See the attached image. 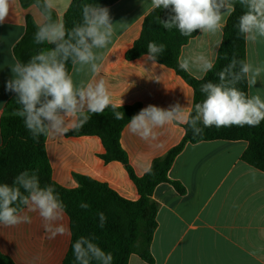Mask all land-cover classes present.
Returning <instances> with one entry per match:
<instances>
[{"label": "crops", "instance_id": "crops-1", "mask_svg": "<svg viewBox=\"0 0 264 264\" xmlns=\"http://www.w3.org/2000/svg\"><path fill=\"white\" fill-rule=\"evenodd\" d=\"M54 4L55 20L64 24L72 0H54ZM107 8L114 34L111 43L97 51L103 57L102 75L110 86L113 103L119 107L122 99L123 106L139 103L142 109L148 105L167 109L177 103L193 108L194 89L174 69L146 61L147 54L133 60L125 57L153 11L151 0H118ZM28 17L39 25L42 10L36 4L25 7L17 0L14 12L0 24V119L15 94L6 89V83L12 75L10 68L18 61L14 48L26 33ZM222 40L223 30L215 34L198 31L182 47L180 60L204 54L216 63ZM246 62L264 67V41L246 42ZM187 73L196 79L207 75L195 67ZM73 75L78 82L91 78L87 69ZM248 94L264 98V73L253 88H248ZM127 126L120 143L139 177L148 172L155 159L180 144L186 133V125L174 121L156 129L155 139L145 141L130 133ZM247 148L245 140L188 143L172 164L171 181L159 184L152 195L158 223L149 245L153 260L147 262L132 254L128 264H264V172L242 159ZM46 153L53 180L64 188H77L75 175L79 174L106 183L124 199L140 198L126 167L101 158L105 147L97 135L47 136ZM172 182L183 186L184 193ZM29 215L31 224L0 226V252L15 264H62L72 235L49 239L39 215ZM64 223L71 232L66 213Z\"/></svg>", "mask_w": 264, "mask_h": 264}, {"label": "clouds", "instance_id": "clouds-1", "mask_svg": "<svg viewBox=\"0 0 264 264\" xmlns=\"http://www.w3.org/2000/svg\"><path fill=\"white\" fill-rule=\"evenodd\" d=\"M17 0H0V24L14 12ZM243 11L238 17L239 35L247 43L264 41V0H151L153 10H169L165 29H176L185 37L194 32L202 34L222 32L225 18L235 11L236 4ZM42 9L43 21L34 34V43L51 45L33 55L26 63L17 61L11 68V78L6 89L16 94L21 106L18 115L24 119L26 129L34 139L42 135L62 137L70 129H78L88 120L87 113L99 114L108 107L114 110V118L124 119V113L115 111L117 105L111 99L110 86L102 75L103 57L97 50L105 49L112 40L114 23L109 9L99 4H85L82 22L70 30L62 22L51 19L54 0H37ZM165 51L163 44L149 42L145 60L153 64ZM71 63L74 73L86 69L91 78L86 82L74 79L67 65ZM182 71L195 67L207 74L215 68V60L204 54L184 58L178 62ZM264 67L235 57L216 73L218 80L201 84L203 99L193 108L179 103L169 108L148 105L134 115L128 123L130 133L147 141L155 139L156 129L174 121L187 125L193 135L203 128L258 126L264 121V98L249 95L237 85L246 82L253 88ZM203 79V77H200ZM124 101L120 99L119 107ZM202 125L203 127H201ZM150 169H146L149 171ZM79 207L88 209L82 202ZM29 213H37L49 239L71 236L64 223L65 205L51 186L41 187L35 172L19 173L11 185L0 184V226L15 227L31 224ZM99 227H105L107 217L98 213ZM94 237H78L72 245L75 264H113V255L104 251Z\"/></svg>", "mask_w": 264, "mask_h": 264}, {"label": "trees", "instance_id": "trees-1", "mask_svg": "<svg viewBox=\"0 0 264 264\" xmlns=\"http://www.w3.org/2000/svg\"><path fill=\"white\" fill-rule=\"evenodd\" d=\"M118 0H72V4L64 16L67 29L82 22V8L85 4H99L107 7ZM23 6L37 5V0H21ZM42 3V0H40ZM41 9V8H40ZM42 10V9H41ZM242 7L237 3L235 11L229 16L223 28V40L217 62L213 71L203 79H196L187 71H182L178 62L182 47L194 37L182 36L176 29H165L162 20H166L169 10H153L144 20L142 33L134 45L126 52L127 60L136 59L147 54L149 42L163 44L165 51L157 58V62L175 70L193 89L194 105L204 97L200 91L201 84L211 80L217 82L216 73L226 66L233 57L238 61H246V42L239 35L236 27ZM51 19L55 20L51 11ZM26 33L15 46L14 54L18 61L26 63L33 55L51 45L34 43V34L38 25L28 17ZM69 71L72 65H67ZM248 93L246 82L237 85ZM194 107V106H193ZM21 106L14 94L4 107L0 119L2 145L0 146V184L11 185L14 178L27 170L35 172L41 187L51 185L59 194L65 205V213L70 219L71 243L62 264H75L72 245L78 237H94V242L104 251L113 255V264H128L130 256L137 254L143 260L152 262L149 245L158 226L157 204L152 198L155 188L164 182H170L169 171L175 158L188 143H198L212 140L237 141L245 140L248 148L242 159L253 167L264 172V121L258 126H231L203 128L201 134L194 136L190 127L185 126L186 133L180 144L172 148L165 156L153 161L150 170L142 177L135 174L129 162V157L120 143L121 133L129 120L142 109L141 104L117 107L115 111L124 113V119L114 118V110L108 107L104 112L87 113L88 120L78 129H70L66 136L81 137L97 135L102 139L105 153L101 158L106 162L119 161L127 169L131 179L136 184L140 198L130 201L121 197L106 183L99 182L88 176L76 174L79 186L68 189L57 184L52 178V167L46 153V135L34 139L26 129L24 119L17 113ZM203 127L202 125H200ZM180 193L184 187L178 182H172ZM82 202L89 204L88 209H81ZM103 212L107 217L105 227H99L98 213ZM0 264H15L7 255L0 252Z\"/></svg>", "mask_w": 264, "mask_h": 264}]
</instances>
